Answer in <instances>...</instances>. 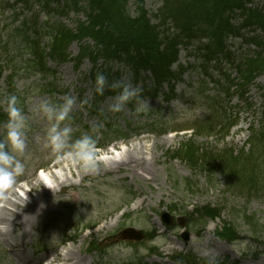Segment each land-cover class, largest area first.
Segmentation results:
<instances>
[{
	"label": "rangeland",
	"instance_id": "374dc122",
	"mask_svg": "<svg viewBox=\"0 0 264 264\" xmlns=\"http://www.w3.org/2000/svg\"><path fill=\"white\" fill-rule=\"evenodd\" d=\"M26 1L0 0V66L3 70L0 76V103L10 95L15 94L18 97V103H22L24 106V114L29 118L26 133V171L17 178V181L22 180V184L29 189V197L38 199L37 201L43 204V208L39 209L40 204H38L35 212L31 210L34 217L29 222L30 227L27 226L29 227L27 229L15 227V236L18 237V234L23 232L25 236L22 240L27 241L32 249L36 248L34 245L35 239H41L47 243L44 250L40 252V254H43L56 248L66 236L72 234L67 233L66 228L74 226L73 222H75V225L86 223L93 225L98 222L95 224L97 226L93 231L79 233L74 242L75 244L80 243L79 247L83 252L85 242L89 238L101 240L106 258L112 260L109 264L126 262L129 258L139 262L142 257L141 254L133 257L135 253L133 252L131 256L124 258L120 254L119 248L131 247L134 250V247L137 246L139 249H145L149 245H159V251H157L161 253V257L152 256L144 259L148 264H178L171 262L169 256L181 251L194 252L200 258L206 260L208 264H210V261L211 264H232V262L238 264H264V252H261V248L257 249L250 238H244L243 241H226L218 237L226 236L227 238L230 236L229 226L225 225L224 221H233L237 230H240L241 236H250L247 227L237 219L243 211L248 214L255 213L256 217L259 218V222L264 223V188L261 189L262 186L257 185L258 187L254 188V191H247L243 188L228 187L222 173L218 172L210 180L209 176L203 171L191 170V167L186 163L177 159H170L169 155L166 154L167 150H175L179 146V142L186 140L188 137L194 138L197 143L203 144L207 148H213L216 152L221 151V149H232L237 152L247 146L249 129L261 119V112L264 109V90L257 88V84H263V77H259L255 85L249 88L251 107H247L236 98L230 99L228 103L224 101L221 98L222 94L219 88L212 81L224 71L233 74L234 68L228 60L222 58L220 67L217 70L213 63H208L209 71L213 73L212 80L208 78L210 76L202 75L198 68L194 66L193 69L181 75L182 78L175 86L180 97L178 95V98L168 105L164 102L160 103L158 99L145 100L143 102L148 107L141 115L138 112L136 114L131 113L126 106L119 112L109 111L112 98L94 106L91 97L94 91L93 85H90L89 81L85 82L81 75V72L90 67V62L85 60L79 73L69 61L57 68V75L54 79L58 88L53 91L55 94L54 99L40 87L51 77L31 73V68L27 67L28 65L24 62L27 58V52L24 42L20 41L19 34L25 32L24 29L28 28L32 37V31L40 29L38 30L40 31L38 34H41L40 45L46 44L50 22L62 21L72 26L75 18L83 17L81 12L78 14L75 11L69 12L68 15H59L57 12L47 11L43 7V2L28 0L29 4L27 5ZM160 4L161 0L144 1L145 8L149 13L155 12ZM50 7L55 8L53 4ZM57 17H60V19L54 21ZM24 21L27 28L20 27ZM227 45L229 50L237 57L245 53L247 49L240 39L236 38L229 39ZM68 51L71 56L76 55L78 52L77 43L73 42ZM178 58L179 64L184 66L187 63L199 60L200 56L192 44L182 47ZM109 67L115 70L116 64L114 67L113 65ZM118 67L122 71L121 80L130 83L128 72H126V75L123 73L126 67L123 65ZM10 76L15 85L12 91L9 90L7 85ZM83 88V91L79 90ZM79 92H82V94L80 93V95ZM199 92H205L204 95L207 94L208 97L202 98ZM65 95L75 98L76 103L72 113L79 111L82 114L81 125L78 126L77 123H72L73 129L84 132L83 126L89 129L93 125H101L97 133L99 139L101 138V130L108 131V129H104L102 121L125 126V121L130 120V128L135 126L138 128L139 124L144 122L157 123L156 126L152 125L148 129H143L140 134L129 136L128 139L125 138L127 140L111 133L107 139H116V141L102 149L112 157L123 153L130 155L133 159L135 157L142 158L140 160L143 167H134L133 159L121 154L120 157L123 155L125 158L122 164L119 166L111 165V160L107 164L104 162H102L103 165L99 163L95 174L84 175L78 168L67 162L58 164L55 172L61 171L63 175L72 180V183L70 180L66 181V184L61 186L60 189L58 188L59 183L53 180L50 181L51 188L46 186L45 182L39 181L36 172L38 168L46 165L51 169L57 161L55 156L51 154L50 149L44 147L49 122L40 114L34 113L32 109L41 100L45 99L53 103H57L58 100L63 102ZM212 98H218L219 101L212 102ZM210 101L213 104L223 103V107L216 115L214 112L217 110L208 109ZM160 105L161 109L158 107ZM91 108L94 109V113L91 112ZM150 108L156 109L157 112L148 113L147 111ZM96 110H98V113H96ZM99 112L102 113L101 117L98 115ZM221 115H225L229 121L237 120L236 125L230 131H225L227 130L225 128L220 130L218 126L207 131H199L194 128V125L204 119L208 120L215 116L213 119L215 122ZM75 117L78 119L77 116ZM176 126L191 128V130L182 133L161 134L163 128ZM192 128L194 132L196 130V135L184 137V134L191 133ZM0 132L3 138L4 129L2 126ZM131 133L129 131L126 134L130 135ZM109 148L112 149L111 152H108ZM252 150L253 160H258L259 164L264 166V145H255ZM233 165L236 170L242 172L246 162L233 161ZM222 167L229 169L231 173L234 172V167L230 163H223ZM186 180L192 183L191 189L187 188ZM34 184L36 185L34 186ZM30 186H34V188L31 190ZM42 188L48 190L45 191L46 193H53L51 198L46 195L42 196ZM15 191L20 192L21 195L19 189ZM20 195L17 196L21 197ZM22 197L28 200L23 194ZM16 198L6 207L17 212L16 220L22 226L21 221H25L19 218L18 210L11 204ZM173 204L181 210L183 216L180 217L176 212H173L176 216L174 218L175 223L172 224L174 228L170 231L167 228V231L175 233L167 237V234L160 233L163 229L162 223L157 220L155 214H159L163 209ZM206 204L220 206L222 211H220L219 217L208 220L205 226L199 230V235H195V230L186 228L188 215L192 210L191 206L199 207ZM122 212L125 215L121 217L119 214ZM121 225H123V228H128L130 230L128 233L134 234V236L140 235V232H150L151 229H154L153 233L157 234V237L149 241L148 237H142L140 240L122 237L121 230L123 228L120 227ZM11 226L8 227V230H13ZM185 232L189 234L187 241L180 238V235ZM258 238V241H263L264 233ZM20 239H18V242L22 244ZM8 240L7 243H4V238L0 236V264H16L14 259L6 252V245L14 244L12 239L8 238ZM70 244L61 245L58 251L62 249V252H64ZM75 247L78 248L77 245ZM38 248L42 247L38 246ZM63 248L66 249L63 250ZM28 250L31 249L25 248L24 252ZM82 255L87 260H91L90 256H93L87 253ZM98 264L100 263L98 262Z\"/></svg>",
	"mask_w": 264,
	"mask_h": 264
},
{
	"label": "trees",
	"instance_id": "16d2710c",
	"mask_svg": "<svg viewBox=\"0 0 264 264\" xmlns=\"http://www.w3.org/2000/svg\"><path fill=\"white\" fill-rule=\"evenodd\" d=\"M38 1L43 2L47 11H54L61 15H67L71 11L81 12L85 19L78 21L74 31L64 27H52L55 35L51 38V48L46 54L43 49L39 48L37 42H33L27 26H24L25 23L22 22L20 27L27 29L19 34L20 41L24 42L26 51H28L27 55L32 58L25 60L27 67L32 69L37 67L41 71L49 72V69H44L43 64V58L46 55L52 60L63 61L66 59L65 51L70 41L90 39L92 44L80 49L77 57L79 63L82 57L88 55L92 62H96L97 59H103L104 64L114 61L123 62L143 79L147 76L146 72L150 71L155 75L157 86L163 82L167 83L168 90L163 91V95L166 101H169L177 97L170 81L178 78L170 67L178 59L179 47H187L197 41L198 50L203 52L204 58L213 60L216 52L223 49L227 36L241 35L242 30L248 29L252 33L250 32L246 39L249 44H254L256 48H259V53L251 54L244 59L241 62L244 64L238 65L237 71L246 84L251 82L254 75H264V5L259 9L247 8L245 5L250 0H161L160 6L153 13H149L145 8L144 0ZM51 4L54 5V9L50 7ZM237 17L242 18L243 21L235 23ZM201 39H207V41L199 42ZM225 54L229 56L228 52ZM228 56L227 58L231 59ZM217 59L218 57L214 60ZM183 69L186 67L179 65L180 72ZM2 71L0 66V75ZM97 73H103L107 77L110 67L104 69L100 67L95 73L90 71L87 77L95 80ZM9 81L12 87L13 82ZM108 83L111 84L110 81ZM151 90H153L152 96L156 95L155 87L145 88V92L140 95L149 94ZM115 91L117 89L113 90L107 86L105 88V94H112ZM20 105L22 104H18L19 107ZM128 105L134 107L135 103L131 101ZM7 119V113L1 111L0 108V125ZM260 132V134H253L255 138L253 144L264 140V128ZM197 151V146L193 148L191 144H186V147L182 148L180 158L192 164L193 154ZM196 162L197 159L193 160L194 164ZM186 184L189 185L188 189H191L192 185L190 186L188 180ZM234 186L232 184V187ZM207 208L204 215H220L221 210L218 207L208 206ZM237 219L247 227L251 239L258 240V237L264 233V223L259 222L255 213L247 214L243 211ZM225 225H228L230 230L228 239L235 241L241 238V232L237 230L233 221L225 222ZM262 243L264 245V240ZM187 260L192 264H198L193 255L188 256Z\"/></svg>",
	"mask_w": 264,
	"mask_h": 264
},
{
	"label": "clouds",
	"instance_id": "9594fccd",
	"mask_svg": "<svg viewBox=\"0 0 264 264\" xmlns=\"http://www.w3.org/2000/svg\"><path fill=\"white\" fill-rule=\"evenodd\" d=\"M95 84L96 92L101 95L106 86L113 90L120 89L109 106V111H122L131 101H136V112L147 110L148 106L141 100V89L133 87L130 83L116 81L109 84L103 73H97ZM75 103L74 97L65 95L62 103L41 100L32 111L49 122L44 147L50 149L56 161L67 162L84 175L95 174L100 162L107 164L113 157L98 147L99 136L95 133H98L101 125H93L91 133H83L75 139L71 124L62 126L63 122L71 120L70 114ZM0 107H3L8 116L7 121L2 125L4 132L3 138L0 139V200H4L7 199L9 190L17 183V178L26 171V133L29 118L18 106V97L15 94L0 103ZM111 151L112 149L109 148L108 152ZM120 155L117 154L115 158L119 159ZM45 185L51 188L50 184ZM119 252L127 258L134 250L131 247H121ZM139 253L146 254V249L140 248Z\"/></svg>",
	"mask_w": 264,
	"mask_h": 264
},
{
	"label": "bare ground",
	"instance_id": "6f19581e",
	"mask_svg": "<svg viewBox=\"0 0 264 264\" xmlns=\"http://www.w3.org/2000/svg\"><path fill=\"white\" fill-rule=\"evenodd\" d=\"M123 154V153H121ZM124 156H128L129 159H133L130 155H125ZM123 155L117 159L115 157H113V159H111V165H116L119 166L120 164L123 163V161L125 160V158L123 157ZM142 158H137L135 157V159H133V163H134V167L135 166H139L140 168L143 167L141 160ZM59 163H63V162H57ZM102 165L103 163L100 162ZM152 167V166H151ZM50 178L52 179L54 182H58V188L60 189L62 185H64V183L68 180H70V178L65 177V175H62L61 172H50L49 176H47L46 178ZM47 181V180H46ZM36 184H34L35 186ZM39 185V182H38ZM30 186L31 190L34 188ZM42 196L46 195L47 193L45 191H48L45 188H42ZM25 196L28 198V200L24 199L23 197H18L16 198V200L11 203L12 206L18 210L19 212V218L21 220H24L25 222L21 221L22 226L19 225L18 220H16L17 217V212L11 211L10 209H8L5 206H1L0 207V225L2 226L0 228V234L1 236L4 235H8L9 234V230L8 227L11 226L13 228L12 232H11V236H13V240L16 242L18 240V238H23L25 235L23 234V232L18 234V238L15 237V233H14V228L17 227L19 229H27L29 228V222L30 220L34 217V215H32V211H36L38 204H40L37 200L38 199H33L32 197H29V195L24 192ZM16 195V193L14 192L13 194H11V196ZM12 201V200H9ZM9 203V202H8ZM21 207V208H20ZM24 208V209H23ZM43 208V204L41 203L39 205V209ZM24 210V211H23ZM10 211V212H9ZM24 226V228H23ZM29 226V227H27ZM12 253H14V251L11 249L10 250ZM17 253V252H15ZM18 257L20 259H22L25 262H30L31 260L26 257L23 254H18ZM84 261V258L82 256L79 255V251H74L73 249H66L63 253L60 252H52L50 254H46L43 258L38 259L36 261L33 262V264H59L60 262H62V264H82Z\"/></svg>",
	"mask_w": 264,
	"mask_h": 264
}]
</instances>
